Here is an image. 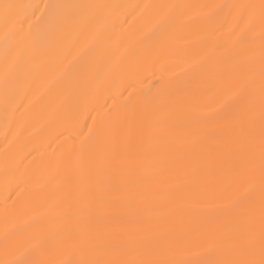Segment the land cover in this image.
<instances>
[{"label":"bare ground","instance_id":"obj_1","mask_svg":"<svg viewBox=\"0 0 264 264\" xmlns=\"http://www.w3.org/2000/svg\"><path fill=\"white\" fill-rule=\"evenodd\" d=\"M262 225L264 0H0V264L258 259Z\"/></svg>","mask_w":264,"mask_h":264},{"label":"snow or ice","instance_id":"obj_2","mask_svg":"<svg viewBox=\"0 0 264 264\" xmlns=\"http://www.w3.org/2000/svg\"><path fill=\"white\" fill-rule=\"evenodd\" d=\"M14 5H3L4 15L6 21L9 19V10L14 8ZM35 15V13H33ZM123 187L130 188V184H126ZM230 243V242H229ZM240 254L245 257L242 259H221L212 262V264H264V225H262L261 239L259 245V258H256V249L249 245L248 247L239 250ZM68 264H167L165 261H146V260H133V261H110L104 259L87 260V261H76L68 262Z\"/></svg>","mask_w":264,"mask_h":264}]
</instances>
